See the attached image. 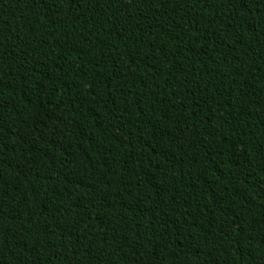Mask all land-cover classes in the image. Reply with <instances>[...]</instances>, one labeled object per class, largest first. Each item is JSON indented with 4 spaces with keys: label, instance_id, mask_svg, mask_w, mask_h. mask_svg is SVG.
I'll list each match as a JSON object with an SVG mask.
<instances>
[{
    "label": "trees",
    "instance_id": "1",
    "mask_svg": "<svg viewBox=\"0 0 264 264\" xmlns=\"http://www.w3.org/2000/svg\"><path fill=\"white\" fill-rule=\"evenodd\" d=\"M0 264H264V0H0Z\"/></svg>",
    "mask_w": 264,
    "mask_h": 264
}]
</instances>
